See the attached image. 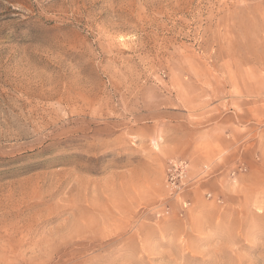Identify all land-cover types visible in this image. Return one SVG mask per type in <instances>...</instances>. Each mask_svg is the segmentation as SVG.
<instances>
[{"label": "rangeland", "instance_id": "rangeland-1", "mask_svg": "<svg viewBox=\"0 0 264 264\" xmlns=\"http://www.w3.org/2000/svg\"><path fill=\"white\" fill-rule=\"evenodd\" d=\"M0 264H264V0H0Z\"/></svg>", "mask_w": 264, "mask_h": 264}, {"label": "built area", "instance_id": "built-area-1", "mask_svg": "<svg viewBox=\"0 0 264 264\" xmlns=\"http://www.w3.org/2000/svg\"><path fill=\"white\" fill-rule=\"evenodd\" d=\"M179 166L180 167H184V166H186V164L184 163V162H181V163H179ZM178 171V170H177Z\"/></svg>", "mask_w": 264, "mask_h": 264}]
</instances>
